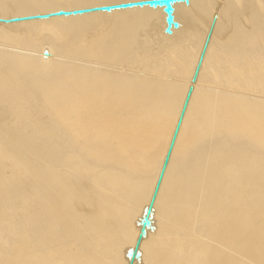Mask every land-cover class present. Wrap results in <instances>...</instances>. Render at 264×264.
Instances as JSON below:
<instances>
[{
    "label": "bare ground",
    "instance_id": "6f19581e",
    "mask_svg": "<svg viewBox=\"0 0 264 264\" xmlns=\"http://www.w3.org/2000/svg\"><path fill=\"white\" fill-rule=\"evenodd\" d=\"M122 1L129 0H0V18ZM217 3H176L179 27L172 33L165 32L163 7L150 6L0 21V264L26 258L20 241L47 225L44 216L61 230L66 221L97 210L75 205L92 192L89 187L94 190L95 176L116 183L120 171L142 174L147 177L143 190L151 188V175L159 172L178 123L175 111L159 99L171 97L176 104L188 88L168 71L173 64L176 72L197 62L212 25L206 57L215 65L201 66L172 156L180 164L208 156L225 191L248 182L244 196L251 192L248 165L264 160V95L230 84L241 80L264 90V63L258 70L250 63L243 67L249 59L264 58V0ZM148 26L161 36L155 42L162 52L156 53L160 48L153 42L156 52L147 53L154 38L144 30ZM145 43L149 50L142 49ZM137 55L146 58L138 62L146 60L141 68H133L141 65L134 63ZM127 61L136 65L130 72ZM206 114L209 125L202 124ZM218 129L222 131L215 133ZM59 135L75 150L76 185L70 200L56 176L61 147L68 152ZM242 215L246 221L232 229V255L217 263L212 256L205 264H264V194ZM69 235L82 253L90 252L88 241L74 230Z\"/></svg>",
    "mask_w": 264,
    "mask_h": 264
},
{
    "label": "rangeland",
    "instance_id": "374dc122",
    "mask_svg": "<svg viewBox=\"0 0 264 264\" xmlns=\"http://www.w3.org/2000/svg\"><path fill=\"white\" fill-rule=\"evenodd\" d=\"M221 2L222 0H218L217 6ZM247 25L249 24L247 23ZM146 29L144 28L149 35L151 33L150 36L154 37H151L153 38L150 41V43L152 42L151 45L154 46V43H159L157 40L160 41L161 36L155 35L149 26ZM210 30H208V33ZM141 33H143L140 39L142 44L144 41L142 39H145V32ZM208 33H206V37ZM157 43L155 46L160 48L156 49L157 52L155 51L156 47L148 43H145L144 46H151V50L147 46L142 49L148 48L147 50L149 51L147 53L152 51L156 53L162 52L160 44ZM45 49L49 50L47 47ZM202 49L198 53L199 57ZM206 53L207 49L202 65H215L211 61L212 58L206 57ZM142 56L141 58L139 56L136 57V62L133 61L134 58L131 60L138 64V62H141L140 59H146L145 57L142 58ZM137 58H139V61ZM150 58L147 61H151L152 57ZM76 60L72 61L68 58L67 61L79 62L78 59ZM249 61L243 67L247 68L246 65L250 63L253 65V69L258 70L261 64L264 63V58L258 61L253 58V60L249 59ZM197 62L195 64L187 62L186 70L179 69L176 72L173 69V64L168 71L181 79L185 85L188 84L183 100L172 104L171 99H169L171 97H159L161 104L175 111L177 121L185 105L190 86L193 87V90L195 89L192 75ZM134 63L126 62L128 65L125 67L128 66L127 68L130 69L128 72L133 68H141L143 63H146V60L142 64L139 63L141 64L140 66H136ZM132 64L136 67L132 68ZM118 65L123 64L119 63ZM262 77L264 79V75ZM230 87L264 95V90L260 88L251 89L248 83H243L241 80L234 79ZM196 102L198 101L196 100ZM184 117L185 112L183 114ZM208 119L206 114V119L202 124H207ZM202 127L205 126L202 125ZM181 128L182 125H180L179 131ZM221 131L222 129H218L214 132L218 133ZM59 137L64 140L68 152L65 154V149L61 147L63 157L59 160L56 168V176L59 179L60 189L62 190L63 188L65 190L63 196L70 200L76 185L73 164L75 150L67 139L62 135H59ZM231 144L238 148L241 147L236 143ZM223 145L231 148L230 145ZM241 148L243 149L244 147ZM172 152L154 203L152 213L153 227L147 228V234L143 237L140 244V256L135 258L133 264H205L204 261L212 259V256L215 257L213 263H217L222 256H226L228 253L232 255V252H229V243L236 235L232 229L241 227L243 225L242 220L246 221L242 214L249 210L251 204L257 203L263 198L264 160L254 159L252 163H249L248 169L250 172L247 173V179L253 188L245 197L244 191H248V182L234 187L233 190L227 189L225 191L224 183L222 184L217 179L212 169L208 166V156H194L190 161H187L188 163L180 164L173 158ZM164 160L160 165L159 172L151 175L152 185L146 191L143 190L141 183L147 177L142 174L136 175L134 173L129 174L127 171H120V179L116 183H104L98 176H95L94 184H92L94 190L89 187L88 193L92 192L85 199L78 201L77 198L75 205L79 204L80 207H82V204L91 205L93 208L96 206L97 210L90 212V215H86L80 220L71 219L66 221L65 226L61 230L55 227L50 217L44 216L43 219L46 220L47 225L43 224L36 233L26 236L20 241V250L26 253V258L24 260L16 258L14 264H129L130 257L128 253L136 243L141 229L140 219L144 214L145 207L149 204ZM47 164L51 166L50 162ZM85 200L91 201L87 203ZM47 203L49 201L45 203L46 206ZM68 206H70L69 202ZM64 211L65 209L61 212ZM96 211L97 214L95 215ZM71 230H74L78 237L88 241L90 245L89 253H82L78 244L70 242L69 232ZM46 235H48V238L43 241L42 238L46 237Z\"/></svg>",
    "mask_w": 264,
    "mask_h": 264
},
{
    "label": "water",
    "instance_id": "95a60500",
    "mask_svg": "<svg viewBox=\"0 0 264 264\" xmlns=\"http://www.w3.org/2000/svg\"><path fill=\"white\" fill-rule=\"evenodd\" d=\"M180 2H186L187 4L190 2V0H129V1H122L118 3H113V4H106V5H99V6H92V7H84V8H79V9H73V10H65V9H59L57 11L49 12V13H43V14H37V15H30V16H23V17H13L11 19H3L0 18V21L4 22H10V21H20V20H25V19H33V18H49L51 16H69V15H76V14H84V13H89V12H95V11H106V12H111L116 9H128L132 7H144V6H150L153 8L157 7H163V10L166 14L165 16V21H166V27H165V32L166 33H172L174 27H179V22L175 19V4L180 3ZM213 28V25L211 27V30ZM211 30L208 33L201 55L198 59L197 65L195 67L194 73L192 75V81L195 82L198 78L201 65L203 63V59L205 56V52L208 46V43L210 41V36H211ZM45 53H48L47 50H45ZM193 91V87L190 86L186 100H185V105L182 109V113L180 115V118L178 120L176 129L174 131V135L172 137L170 147L168 149V152L166 154L162 169L160 171L155 189L153 191V194L151 196V199L149 201V204L145 207L144 214L142 218L140 219V225L141 229L138 234V237L136 239V243L134 247L129 251L128 256L130 257V262L129 264H133L135 258H138L140 256V244L142 242L143 237L147 234V228H152V213L154 209V203L165 173V170L167 168L170 155L180 128V125L182 123L183 119V114L186 109V104L190 98V95Z\"/></svg>",
    "mask_w": 264,
    "mask_h": 264
}]
</instances>
